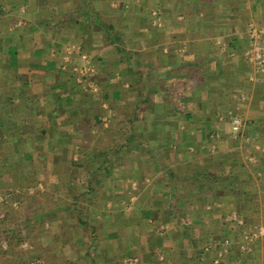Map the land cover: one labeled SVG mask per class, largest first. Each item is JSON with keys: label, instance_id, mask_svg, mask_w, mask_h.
Segmentation results:
<instances>
[{"label": "crops", "instance_id": "1", "mask_svg": "<svg viewBox=\"0 0 264 264\" xmlns=\"http://www.w3.org/2000/svg\"><path fill=\"white\" fill-rule=\"evenodd\" d=\"M28 2L26 31L0 45V113L16 145L33 148L22 162L43 168L26 177L63 191L77 162L74 241L85 236L108 264H264V235L242 249L264 228V74L245 57L248 28L264 36V0ZM199 175L248 192L216 200Z\"/></svg>", "mask_w": 264, "mask_h": 264}, {"label": "trees", "instance_id": "2", "mask_svg": "<svg viewBox=\"0 0 264 264\" xmlns=\"http://www.w3.org/2000/svg\"><path fill=\"white\" fill-rule=\"evenodd\" d=\"M37 2H39V0H37ZM14 0H0V34L2 35L3 32H5L7 30L8 25L15 23V21L17 20L16 16H13V14L11 15V10L8 11L6 10V6L12 4V6L14 5ZM41 4V3H40ZM17 5V4H16ZM36 5H38V3H36ZM15 7V6H13ZM1 31H3L1 33ZM129 106L124 107L125 112L122 113V115L125 117V121L127 123H132L134 122L135 119V115H134V108H131L130 110H132L133 112L130 113L128 112ZM134 107V106H133ZM117 109H120L121 107H116ZM121 110V109H120ZM95 125H101V121L98 120L99 115H96L95 117ZM5 122H6V115L5 112L0 113V176L3 178H5L6 180H4V182H6L5 184L8 183V179L10 176L9 174H12L13 178L17 177V180L15 182V186L18 187H29L28 185H26L27 183H29L30 181L32 182V185L34 186L33 181L29 178H25V179H21L22 177L17 176L18 171L20 170H12L11 172V166H9V159L12 158L14 159V161L17 162H22V159H27L30 158L31 154H32V150H27L24 151V146H18L16 145L17 141H16V131L13 130L14 132H7L5 131ZM20 131V130H18ZM22 133V132H20ZM124 133H128L129 136L128 137V141H131L134 139V132L131 130V133L129 132H123ZM19 135V134H18ZM125 147H127L126 145H122L121 147H111L109 148V151H112L116 154L120 153L121 150H123ZM81 149V148H80ZM82 150V154L83 155H87L88 152L85 150V148L81 149ZM15 163V164H16ZM72 165L74 167H77V162L74 163L72 162ZM103 167V166H102ZM101 167V169H102ZM18 169H21V167L17 166ZM100 170V169H99ZM172 177H174L173 174H171ZM207 177H209V180H207V182H205L204 180H200V179H207ZM182 179L179 180V182H181ZM194 181L196 182L198 189L199 190H203V191H208V189L210 187V184L212 186V188L210 189L213 192V197H216V200H228L230 202V191L234 192V191H246V185L245 187H243L242 183H239V181H237V179L232 182L230 180V177L228 178H224L220 181L221 183H217L215 184L214 181H217V178H215V176H195L194 177ZM3 182V183H4ZM175 182V181H174ZM70 184V183H69ZM250 184L253 183H248L247 185L249 186ZM1 186L4 187L3 184H1ZM237 186V189L235 187ZM251 186L247 187L250 188ZM1 188V187H0ZM28 189V188H26ZM220 190V191H219ZM248 191H246L247 193ZM228 194V195H227ZM13 198L11 199L12 202L17 201L20 204L19 209L23 210L24 213L27 215V218H25V220L22 221V229L16 228L14 230H11L10 233H8V235L4 238L7 240L8 243V249L7 250H3L0 247V263L1 264H16L15 263V259H13V255L15 254L16 249H20L22 244L25 242H29L32 243V245H34V251H38L40 249H45L50 251L49 256L45 257V263L46 264H60V259H63L64 262V258L61 256L59 250L57 249V244H58V239L56 238L53 243H51L48 247H43V245L41 244V240H40V232L44 227V223L49 222L50 220L54 219L56 217V214L58 211H69L70 208H59L58 203L57 202H52L53 206H47L46 204H44L45 202L40 199V196L42 197H46L48 196V194L45 193H41L40 191H35L32 194H29L28 191H21V193H12ZM178 197V201H181V197ZM225 197H229V199H225ZM184 198L187 199V197L184 196ZM183 201V200H182ZM176 206H175V210H177V203L175 202ZM24 208V209H23ZM18 209V210H19ZM18 210H15L12 208L11 204H7L5 206L0 205V213L1 211H4V219L1 220L0 219V226L1 225H5L8 222H10L11 220L14 219V215H12L13 213H17ZM244 213H247L244 211ZM16 218V217H15ZM252 223V221H251ZM248 225V224H246ZM244 228H242V230H237L236 234H241ZM247 230V229H246ZM5 232V231H4ZM1 234H3V230L0 228V239H1ZM85 235V234H84ZM244 236V235H243ZM257 241V240H256ZM252 244V243H251ZM250 244V245H251ZM261 246V245H260ZM259 249V246H258ZM233 250H238L239 248H233ZM86 256H78V258L76 260L80 261L79 264H108V262H103L101 263V261L97 260L96 256H94L95 251H96V244H92L90 245V247L88 248V250H86ZM236 251V253L238 252ZM47 252V251H46ZM44 252L42 251V254ZM93 253V254H92ZM99 254H103L102 252H100ZM229 255L230 257V251L228 252V254L225 256L227 257ZM41 256V255H40ZM38 256V257H40ZM224 257V258H225ZM30 258H33V256H30ZM223 258V259H224ZM42 259V258H41ZM102 260H106L105 257L101 258ZM230 261V258L229 260ZM67 264H71V262H68L66 260ZM77 262H74V264H76ZM62 264V263H61Z\"/></svg>", "mask_w": 264, "mask_h": 264}, {"label": "rangeland", "instance_id": "3", "mask_svg": "<svg viewBox=\"0 0 264 264\" xmlns=\"http://www.w3.org/2000/svg\"><path fill=\"white\" fill-rule=\"evenodd\" d=\"M13 4H14L13 6L15 7H13L12 4H10V5H7L5 9L8 11L11 10L10 14L11 15L13 14V16H16L17 20L15 21V23L8 25L7 30L5 32L1 31V33L2 32L3 33L2 35L0 34V45L3 44V46L4 44L14 43V41L6 40V37H8L11 34L17 37L19 36V34H22L23 32L26 31V30H23L24 28L27 29V25L25 24V19L23 18L22 15H24L27 12V9L31 11V8L29 7V2L27 3V0H14ZM158 26H161V25H158ZM8 56L9 54L6 51L0 50V78L10 77L9 70L5 66V62L9 59ZM23 146H24L23 147L24 151L33 150V148L28 145H23ZM72 162H71V171H72L71 181H70V184L68 183L66 186L67 190L64 187L65 190L63 191L60 190L61 188L60 186L58 188L59 191L57 190L51 191L48 182L46 183L45 181H39L38 179L36 181L35 178H33L34 180L33 181L34 186H33L31 181L29 182L28 179H25V178H28L26 176H28V173L30 172L36 175V174H41V172L43 171L42 166H39V165L35 166L33 163L31 164L30 163L24 164L23 162L16 163L14 159L12 158H10L8 161L9 166H11L10 167L11 172L12 170L13 171L20 170L18 171L17 176H19V179L21 176L22 177L21 179L28 180L29 183H27L26 185H28L29 187L21 188V187L15 186L14 184L17 180V177L13 178L12 174H9L10 176H8L9 177L8 179L10 180H8L7 184H5L6 182H4V180L6 179L0 176V187H1L0 188V205L2 206L11 204L13 209L18 210L20 207V204L17 201L15 202L11 201V199L13 198L12 193L19 194L21 193V191L25 190V191H28L29 194H32L38 190L41 193L48 194V196L46 197L40 196V199H42L45 202L44 204H46L48 207L53 206L52 202H57L59 208L60 207L66 208V209L70 208L69 211H65V210L58 211L57 215L59 218L57 217L56 220L53 219V220H50L49 222L44 223V227L40 232V240H41V244L43 245V247H48L51 243H53V241L56 238L58 239L57 249L59 250L61 256L64 258V262L62 258L60 259V262L62 264H67L66 260L68 262H71V264H74V262H77L76 264H79L80 261L75 260V259L79 255L86 256V252H85L87 250L86 246L87 245L89 246V244L91 243V241L89 243V239L86 240L87 238L85 236L82 237L80 242L74 241V239L76 238L75 237L76 234L74 233H78V234L81 233L79 230V221L77 219L79 218V214L84 212V210L82 209L78 210L79 209L78 206L80 204V207L84 208L85 202H84L83 196H81L78 200L79 194L76 193V191H74V188H75L74 187V166L72 165ZM17 166L21 167V169H18ZM28 166H30L28 170H31V171H28L27 169H25V168H28ZM81 179H82V181L80 182L81 185H85L89 181L87 180L86 177L81 178ZM1 184H3L4 187L1 186ZM54 193H56L58 196L54 197L53 195ZM4 213H5L4 211H1L0 213L1 220L4 219ZM60 214L62 215L61 218H60L61 216ZM12 215H14L13 220H11L5 225L0 226V228L3 230V234H1V239H0V247L3 250L8 249L7 240L4 238L8 235V233H10L11 230H14L16 228L23 230L22 221L25 220V218H27V215L24 213V211L20 209L18 210L17 213H13ZM85 215H87V213ZM57 224H59L60 226H55ZM99 246H102V245H99ZM34 248L35 247L34 245H32V243H29V242L23 243L21 248L16 249L15 254L13 255V259H15V263L16 264H46L44 258L49 256L50 251L46 250L47 251L46 252L45 249L34 251ZM42 251L44 252L43 254H42ZM30 256H33V258H30ZM103 262H108V260H105ZM110 264H113V261H111Z\"/></svg>", "mask_w": 264, "mask_h": 264}, {"label": "built area", "instance_id": "4", "mask_svg": "<svg viewBox=\"0 0 264 264\" xmlns=\"http://www.w3.org/2000/svg\"><path fill=\"white\" fill-rule=\"evenodd\" d=\"M156 23L160 25V19L158 17L155 18ZM248 36H249V46L245 52V57L249 61L250 64L253 65L256 71L264 74V36L263 31L255 26H250L248 28ZM94 72V68L92 66H86L83 68L80 73L84 76H90ZM233 129L234 131L240 130L241 119L238 116H235L232 119ZM260 235H264V228L259 229H250L248 232L244 234V245L242 247L243 250H248L251 243L259 237ZM228 244V241L225 243Z\"/></svg>", "mask_w": 264, "mask_h": 264}]
</instances>
